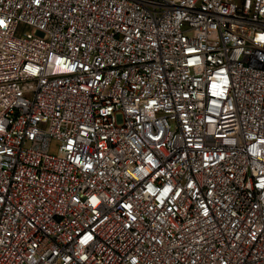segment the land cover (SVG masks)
<instances>
[{
    "label": "built area",
    "instance_id": "obj_1",
    "mask_svg": "<svg viewBox=\"0 0 264 264\" xmlns=\"http://www.w3.org/2000/svg\"><path fill=\"white\" fill-rule=\"evenodd\" d=\"M0 264H264V0H0Z\"/></svg>",
    "mask_w": 264,
    "mask_h": 264
},
{
    "label": "rangeland",
    "instance_id": "obj_2",
    "mask_svg": "<svg viewBox=\"0 0 264 264\" xmlns=\"http://www.w3.org/2000/svg\"><path fill=\"white\" fill-rule=\"evenodd\" d=\"M50 153H52V154H57L58 153V151L56 150V145L51 146Z\"/></svg>",
    "mask_w": 264,
    "mask_h": 264
}]
</instances>
